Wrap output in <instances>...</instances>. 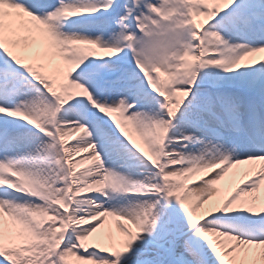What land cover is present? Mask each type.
Instances as JSON below:
<instances>
[{
    "label": "snow or ice",
    "instance_id": "1",
    "mask_svg": "<svg viewBox=\"0 0 264 264\" xmlns=\"http://www.w3.org/2000/svg\"><path fill=\"white\" fill-rule=\"evenodd\" d=\"M0 264H264V0H0Z\"/></svg>",
    "mask_w": 264,
    "mask_h": 264
}]
</instances>
